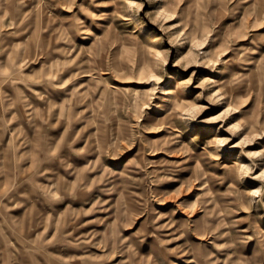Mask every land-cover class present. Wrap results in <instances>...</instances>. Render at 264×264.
I'll use <instances>...</instances> for the list:
<instances>
[{
    "label": "rangeland",
    "instance_id": "obj_1",
    "mask_svg": "<svg viewBox=\"0 0 264 264\" xmlns=\"http://www.w3.org/2000/svg\"><path fill=\"white\" fill-rule=\"evenodd\" d=\"M0 18V264H264V0Z\"/></svg>",
    "mask_w": 264,
    "mask_h": 264
},
{
    "label": "bare ground",
    "instance_id": "obj_2",
    "mask_svg": "<svg viewBox=\"0 0 264 264\" xmlns=\"http://www.w3.org/2000/svg\"><path fill=\"white\" fill-rule=\"evenodd\" d=\"M99 3H100V2H99ZM113 4H114V3H113ZM19 7H20L22 10H20V11L18 10L19 13L16 15V17L18 18V20L20 19V21L22 22V20H23L25 17H27V11L25 10V12H24V9H23V7H22L21 5H20ZM113 7H114V6H113ZM109 8H110V7H109ZM107 9H108V8H107ZM28 11H29V10H28ZM34 11H35V10H34ZM7 12H8V11H7ZM35 12H36V11H35ZM105 12H106V11H105ZM2 13H3V12H2ZM14 14H15V13H14ZM34 14H35V13H34ZM45 14H46V13H45ZM47 14H48V13H47ZM47 14H46L45 16H47ZM96 16H97V15H96ZM13 17H14V16H13ZM47 17H48V16H47ZM99 17H100V16H99ZM0 19H1V18H0ZM21 19H22V20H21ZM42 19H43V18H42ZM51 19H52V17H51ZM11 20H12V19H11ZM15 22H16V21H15ZM15 22H14V23H15ZM26 22H27V21H26ZM51 23H52V22H51ZM103 24H104V23H103ZM14 25H15V24H14ZM18 25H19V24H18ZM20 25H21V24H20ZM107 26H108V25H107ZM147 34H148V33H147ZM145 35H146V34H145ZM133 36H134V35H133ZM135 37H136V36H135ZM151 37H152V35H151ZM102 38H103V37H102ZM18 40H19V39H18ZM11 44H12V43H11ZM0 45H1V44H0ZM17 46H18V45H17ZM1 47H2V46H1ZM4 47H5V46H4ZM6 48H7V47H6ZM15 48H16V47H15ZM1 49H2V48H1ZM4 50H5V51H3L4 54H7V55L9 54V55L11 56V57H10L9 55H8V57L6 56V57L8 58V60L10 59V61H15V65H16V64H17V65L20 64V63H19V62L21 61V56H20L21 53H20V51H19V53H17L16 51H14V53H13V52L10 53L12 49H8V50H7V49L4 48ZM16 50H17V49H16ZM12 51H13V50H12ZM16 57H17V60L14 59V58H16ZM5 59H6V58H5ZM22 59H23V58H22ZM6 60H7V59H6ZM10 61H9V62H10ZM7 63H8V62H7ZM17 65H16V66H17ZM18 66H21V64L18 65ZM8 68H9V67H8ZM9 70H10V68H9ZM10 73H11V72H10ZM113 90H114V89H113ZM164 94H165V93H164ZM58 111H59V110H58ZM66 124H67V123H66ZM88 168H89V167H88ZM19 169H20V168H19ZM43 169H44V168H43ZM41 171H42V170H41ZM20 176H21V175H20ZM20 176H19V177H20ZM58 193H59V192H58ZM56 196H57V195H56ZM58 196H59V195H58ZM53 199H54V198H53ZM53 199H52V200H53ZM51 203H52V202H51ZM56 204H57V203H56ZM51 205H52V204H51ZM51 211L53 212V209H51ZM52 212H51V213H52ZM112 212H113V211H112ZM47 219H48V218H47ZM47 224H48V223H47ZM47 226H48V225H47ZM46 229H47V227H46ZM43 231H44V230H43ZM43 231H42V232H43ZM24 232H25V231H24ZM41 234H42V233H41ZM23 251H24V250H23Z\"/></svg>",
    "mask_w": 264,
    "mask_h": 264
}]
</instances>
